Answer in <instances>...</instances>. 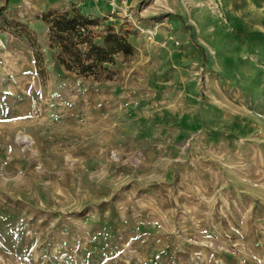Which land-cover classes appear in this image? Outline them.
<instances>
[{
	"label": "rangeland",
	"instance_id": "374dc122",
	"mask_svg": "<svg viewBox=\"0 0 264 264\" xmlns=\"http://www.w3.org/2000/svg\"><path fill=\"white\" fill-rule=\"evenodd\" d=\"M73 9L110 78L59 62ZM0 264H264V0H0Z\"/></svg>",
	"mask_w": 264,
	"mask_h": 264
},
{
	"label": "trees",
	"instance_id": "16d2710c",
	"mask_svg": "<svg viewBox=\"0 0 264 264\" xmlns=\"http://www.w3.org/2000/svg\"><path fill=\"white\" fill-rule=\"evenodd\" d=\"M42 19L48 23V38L51 45L59 47V62L67 70L96 79L111 77L110 65L115 56L133 54V47L127 37L108 25L100 40H94L88 25L97 24V17H91L78 9L62 12H47ZM38 56V52L36 53Z\"/></svg>",
	"mask_w": 264,
	"mask_h": 264
},
{
	"label": "built area",
	"instance_id": "2783aa9c",
	"mask_svg": "<svg viewBox=\"0 0 264 264\" xmlns=\"http://www.w3.org/2000/svg\"><path fill=\"white\" fill-rule=\"evenodd\" d=\"M102 1L106 2L109 5L110 10L112 12L115 11L116 9H121L125 7L126 4V0H102Z\"/></svg>",
	"mask_w": 264,
	"mask_h": 264
}]
</instances>
